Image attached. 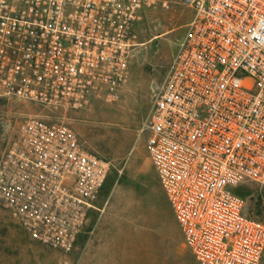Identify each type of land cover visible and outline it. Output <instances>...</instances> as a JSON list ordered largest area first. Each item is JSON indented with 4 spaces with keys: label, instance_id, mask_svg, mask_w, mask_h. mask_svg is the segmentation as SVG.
Here are the masks:
<instances>
[{
    "label": "built area",
    "instance_id": "built-area-1",
    "mask_svg": "<svg viewBox=\"0 0 264 264\" xmlns=\"http://www.w3.org/2000/svg\"><path fill=\"white\" fill-rule=\"evenodd\" d=\"M173 0H0V97L53 110L115 96L148 8ZM190 11L143 121L145 149L197 264H259L264 222L237 189L264 187V0ZM109 162L64 122L32 115L0 155V203L34 240L70 250Z\"/></svg>",
    "mask_w": 264,
    "mask_h": 264
},
{
    "label": "rangeland",
    "instance_id": "rangeland-1",
    "mask_svg": "<svg viewBox=\"0 0 264 264\" xmlns=\"http://www.w3.org/2000/svg\"><path fill=\"white\" fill-rule=\"evenodd\" d=\"M189 17L180 0L142 14L127 77L115 96L101 91L84 107L66 110L0 97V155L20 123L38 115L66 123L84 150L109 162L96 209L86 212L70 250L32 239L0 203V264H197L149 162L142 129ZM237 191L246 213L264 222V187L247 184Z\"/></svg>",
    "mask_w": 264,
    "mask_h": 264
},
{
    "label": "crops",
    "instance_id": "crops-1",
    "mask_svg": "<svg viewBox=\"0 0 264 264\" xmlns=\"http://www.w3.org/2000/svg\"><path fill=\"white\" fill-rule=\"evenodd\" d=\"M264 252V251H263ZM259 264H264V260H263V254L261 256V259H260V263Z\"/></svg>",
    "mask_w": 264,
    "mask_h": 264
},
{
    "label": "trees",
    "instance_id": "trees-1",
    "mask_svg": "<svg viewBox=\"0 0 264 264\" xmlns=\"http://www.w3.org/2000/svg\"><path fill=\"white\" fill-rule=\"evenodd\" d=\"M102 188V187H101ZM238 190V189H237ZM237 193H238V191H237ZM239 194V193H238Z\"/></svg>",
    "mask_w": 264,
    "mask_h": 264
}]
</instances>
